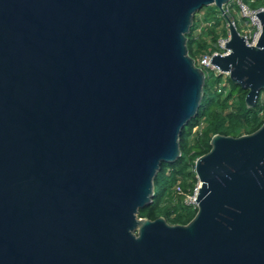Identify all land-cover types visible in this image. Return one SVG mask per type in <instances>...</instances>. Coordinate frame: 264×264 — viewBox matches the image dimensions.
<instances>
[{
    "label": "water",
    "instance_id": "water-1",
    "mask_svg": "<svg viewBox=\"0 0 264 264\" xmlns=\"http://www.w3.org/2000/svg\"><path fill=\"white\" fill-rule=\"evenodd\" d=\"M231 0H0V264H264V122L195 160L186 224L138 216L203 97L187 34ZM210 64L264 89V10Z\"/></svg>",
    "mask_w": 264,
    "mask_h": 264
},
{
    "label": "trees",
    "instance_id": "trees-1",
    "mask_svg": "<svg viewBox=\"0 0 264 264\" xmlns=\"http://www.w3.org/2000/svg\"><path fill=\"white\" fill-rule=\"evenodd\" d=\"M248 6H264V0H243ZM224 6H203L196 12L187 34L188 54L199 64L203 55L222 52L217 40L228 36L226 16L246 24L235 0ZM201 12V15H200ZM238 30V29H237ZM203 97L194 117L182 128L179 136L180 156L163 162L154 178V194L149 205L139 208L138 216L155 219L163 216L170 224H186L196 213V206L185 202L198 184L195 160L210 149V138L216 134L239 136L256 130L264 122V89L254 107L245 104L246 89L233 83L228 75L203 67Z\"/></svg>",
    "mask_w": 264,
    "mask_h": 264
},
{
    "label": "built area",
    "instance_id": "built-area-1",
    "mask_svg": "<svg viewBox=\"0 0 264 264\" xmlns=\"http://www.w3.org/2000/svg\"><path fill=\"white\" fill-rule=\"evenodd\" d=\"M236 4L238 5L239 8V13L246 18V25L247 28L244 29L242 32H239L245 42L248 45H254L260 35L261 32V25L259 23V20L257 17L254 16V14H257V12L259 10H264V6L258 7V8H252L250 6H248V4H246L243 0H235ZM228 39L227 37H220L217 40L218 46L223 50L222 52H214L211 55H203L200 59H199V64L198 66H200L202 69L203 67H208L210 69H214L215 67H213L209 62L211 60V56L213 54L216 53H225L227 50L224 47V43H226ZM198 186V185H197ZM194 188L193 194L191 195H187L185 198V202L188 204H192L195 205L194 203L195 199H196V194H197V190L198 187Z\"/></svg>",
    "mask_w": 264,
    "mask_h": 264
},
{
    "label": "rangeland",
    "instance_id": "rangeland-1",
    "mask_svg": "<svg viewBox=\"0 0 264 264\" xmlns=\"http://www.w3.org/2000/svg\"><path fill=\"white\" fill-rule=\"evenodd\" d=\"M225 6V10L227 11V9H226V5H224ZM240 14V13H239ZM200 15H201V12H200ZM240 16H242L241 14H240ZM227 25V24H226ZM247 28V25L245 24V23H243V22H241V21H237V29H238V31L239 32H242L244 29H246ZM214 70H215V72L216 73H220L216 68H214ZM223 75H227L226 73H223ZM198 184H199V181H198ZM197 184V185H198ZM196 185V186H197ZM198 187V186H197Z\"/></svg>",
    "mask_w": 264,
    "mask_h": 264
}]
</instances>
